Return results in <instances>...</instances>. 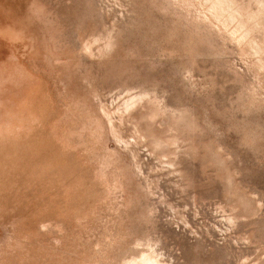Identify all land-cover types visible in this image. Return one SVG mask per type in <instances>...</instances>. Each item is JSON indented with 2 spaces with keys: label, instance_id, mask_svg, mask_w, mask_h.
Instances as JSON below:
<instances>
[{
  "label": "rangeland",
  "instance_id": "1",
  "mask_svg": "<svg viewBox=\"0 0 264 264\" xmlns=\"http://www.w3.org/2000/svg\"><path fill=\"white\" fill-rule=\"evenodd\" d=\"M149 253L264 264V0H0V264Z\"/></svg>",
  "mask_w": 264,
  "mask_h": 264
},
{
  "label": "bare ground",
  "instance_id": "2",
  "mask_svg": "<svg viewBox=\"0 0 264 264\" xmlns=\"http://www.w3.org/2000/svg\"><path fill=\"white\" fill-rule=\"evenodd\" d=\"M148 254V253H147ZM151 253H149L150 255ZM154 254V253H153ZM151 254V256L148 255H144L142 257H140L139 259H137L133 264H159L157 262V260L154 259V255ZM143 255V254H142ZM162 263V262H161Z\"/></svg>",
  "mask_w": 264,
  "mask_h": 264
}]
</instances>
